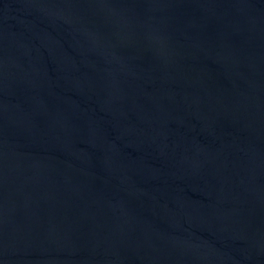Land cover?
Wrapping results in <instances>:
<instances>
[{
    "label": "water",
    "instance_id": "1",
    "mask_svg": "<svg viewBox=\"0 0 264 264\" xmlns=\"http://www.w3.org/2000/svg\"><path fill=\"white\" fill-rule=\"evenodd\" d=\"M0 264H264V0H0Z\"/></svg>",
    "mask_w": 264,
    "mask_h": 264
}]
</instances>
